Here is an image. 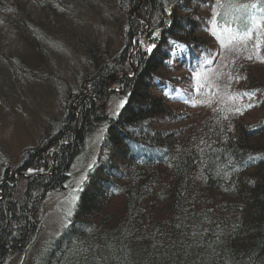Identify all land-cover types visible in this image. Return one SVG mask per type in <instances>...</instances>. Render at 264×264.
Segmentation results:
<instances>
[{"label":"trees","instance_id":"obj_1","mask_svg":"<svg viewBox=\"0 0 264 264\" xmlns=\"http://www.w3.org/2000/svg\"><path fill=\"white\" fill-rule=\"evenodd\" d=\"M13 1L0 0V33L30 41L19 10L29 3L51 17V4ZM120 1L123 48L63 104L55 132L23 151L18 181L6 172L0 179V264L32 242L39 201L63 185L99 125V159L73 215L33 264H264V84L256 77L264 68V0ZM208 25L234 39L236 55L220 71L223 42ZM175 64L187 67L178 81L169 78ZM208 68L211 77H199ZM181 79L189 82L177 86ZM112 95L122 104L104 122L95 103ZM181 106L206 115L186 119ZM182 118L180 130L159 126Z\"/></svg>","mask_w":264,"mask_h":264},{"label":"rangeland","instance_id":"obj_2","mask_svg":"<svg viewBox=\"0 0 264 264\" xmlns=\"http://www.w3.org/2000/svg\"><path fill=\"white\" fill-rule=\"evenodd\" d=\"M8 1L14 4L13 0ZM46 1L51 4V17L29 3L27 9L19 10L33 35L30 41L11 40L7 32L0 33V56H4L3 61L0 59V179L5 172L8 177L20 173L18 167L23 151L37 146L55 132L62 117L63 104L75 102L80 96L79 91L86 87L84 81L101 60L109 61L124 46L123 26L127 20L120 0ZM208 28L223 42L216 48L219 59L215 69L220 71L219 65L222 66L236 55L234 39L225 30L217 31L209 25ZM141 31L145 32L146 27ZM147 36L145 34L142 37L143 45L147 44ZM186 68L182 64H175L169 78L172 80L177 77L178 81L181 75L186 74ZM163 73L166 74L165 71ZM211 73L208 68L199 77L210 78ZM260 74H256V77L260 76V83L264 84V68ZM181 80L176 82L177 86L184 87L189 82L187 79ZM251 101L248 103L255 105ZM230 103L241 105V101L235 98H231ZM121 104L120 95H112L104 102L95 103L99 115L106 116L102 119L104 122ZM181 108L187 112L186 119L188 115H193L195 120L206 115L203 110H193L188 106ZM259 113L256 109L249 110L244 120L249 122ZM159 121H162L159 126L162 125L161 128L168 131L180 130L186 124L183 118ZM104 132V126L99 125L95 133L87 138L82 154L75 156L68 167L63 185L47 192L39 201V230L27 247L10 251L4 264H33L34 254L67 225L78 202L86 172L99 159V145Z\"/></svg>","mask_w":264,"mask_h":264},{"label":"snow or ice","instance_id":"obj_3","mask_svg":"<svg viewBox=\"0 0 264 264\" xmlns=\"http://www.w3.org/2000/svg\"><path fill=\"white\" fill-rule=\"evenodd\" d=\"M153 47H154V45L148 46L147 51L151 52L153 50Z\"/></svg>","mask_w":264,"mask_h":264}]
</instances>
